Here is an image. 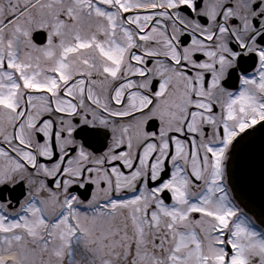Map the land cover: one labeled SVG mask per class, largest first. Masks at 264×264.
I'll use <instances>...</instances> for the list:
<instances>
[{
  "label": "snow or ice",
  "instance_id": "snow-or-ice-1",
  "mask_svg": "<svg viewBox=\"0 0 264 264\" xmlns=\"http://www.w3.org/2000/svg\"><path fill=\"white\" fill-rule=\"evenodd\" d=\"M0 264H264V0H0Z\"/></svg>",
  "mask_w": 264,
  "mask_h": 264
},
{
  "label": "flooded vegetation",
  "instance_id": "flooded-vegetation-1",
  "mask_svg": "<svg viewBox=\"0 0 264 264\" xmlns=\"http://www.w3.org/2000/svg\"><path fill=\"white\" fill-rule=\"evenodd\" d=\"M73 248L78 250L80 248V245L78 243H74Z\"/></svg>",
  "mask_w": 264,
  "mask_h": 264
}]
</instances>
